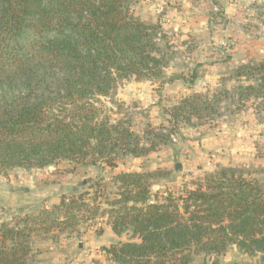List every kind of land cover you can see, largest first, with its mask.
<instances>
[{
	"label": "trees",
	"instance_id": "obj_1",
	"mask_svg": "<svg viewBox=\"0 0 264 264\" xmlns=\"http://www.w3.org/2000/svg\"><path fill=\"white\" fill-rule=\"evenodd\" d=\"M135 3L0 0V170H42L59 162L71 172L116 168L119 159L170 144L180 124L219 115L224 102L230 115L249 103L264 111L262 59L230 69L228 80L246 85L180 97L157 127L134 132L132 114L116 99L119 83L174 81L164 78L156 43L163 31L134 16ZM261 172L257 179L243 168L218 166L190 184L153 192L161 171L120 172L109 183L98 178L50 209L1 223L0 264H27L34 235L73 232L101 218L116 236L130 230L138 240L104 249L116 264H219L216 257L233 245L264 256Z\"/></svg>",
	"mask_w": 264,
	"mask_h": 264
},
{
	"label": "rangeland",
	"instance_id": "obj_2",
	"mask_svg": "<svg viewBox=\"0 0 264 264\" xmlns=\"http://www.w3.org/2000/svg\"><path fill=\"white\" fill-rule=\"evenodd\" d=\"M131 9L140 20L160 25L165 38L156 43L164 53V78L174 80L161 84L162 80L130 78L119 83L116 99L121 111L132 114L133 131L138 135L147 124L157 127L180 97L211 96L221 89L246 85L242 80H228L230 69L264 59V0H136ZM192 74H196L193 81ZM225 103L219 115L180 124L170 144L140 158L119 159L116 168L83 166L71 172L65 162H59L42 170H0V225H13L25 214L50 209L62 195L86 191L98 178L109 183L120 172L161 171L163 176L154 181L152 192L190 184L218 166L243 168L251 177L261 178L264 111L256 113L249 103L230 115ZM176 164L181 166L179 171ZM128 242H138L130 230L116 236L106 218H101L90 226L80 224L73 232L34 235L27 264H116L104 249ZM216 260L219 264H263L264 256L247 255L233 245Z\"/></svg>",
	"mask_w": 264,
	"mask_h": 264
},
{
	"label": "crops",
	"instance_id": "obj_3",
	"mask_svg": "<svg viewBox=\"0 0 264 264\" xmlns=\"http://www.w3.org/2000/svg\"><path fill=\"white\" fill-rule=\"evenodd\" d=\"M205 14V13H204ZM230 46L231 45H229V48H230ZM170 86H172L173 87V85H169V88L171 89L172 87H170ZM215 152L217 151V150H214ZM206 153H208V154H212V156L214 155L211 151H207Z\"/></svg>",
	"mask_w": 264,
	"mask_h": 264
},
{
	"label": "water",
	"instance_id": "obj_4",
	"mask_svg": "<svg viewBox=\"0 0 264 264\" xmlns=\"http://www.w3.org/2000/svg\"><path fill=\"white\" fill-rule=\"evenodd\" d=\"M180 168H181V166H180L179 164H176V165H175V170H176V171H179Z\"/></svg>",
	"mask_w": 264,
	"mask_h": 264
}]
</instances>
